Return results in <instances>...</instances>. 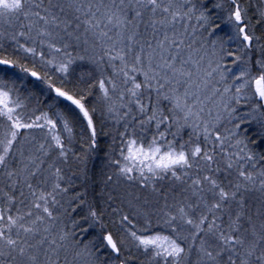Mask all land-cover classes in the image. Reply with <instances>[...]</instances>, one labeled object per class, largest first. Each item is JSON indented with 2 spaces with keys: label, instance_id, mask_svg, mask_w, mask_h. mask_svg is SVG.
<instances>
[{
  "label": "snow or ice",
  "instance_id": "obj_1",
  "mask_svg": "<svg viewBox=\"0 0 264 264\" xmlns=\"http://www.w3.org/2000/svg\"><path fill=\"white\" fill-rule=\"evenodd\" d=\"M0 264H264V0H0Z\"/></svg>",
  "mask_w": 264,
  "mask_h": 264
},
{
  "label": "trees",
  "instance_id": "obj_2",
  "mask_svg": "<svg viewBox=\"0 0 264 264\" xmlns=\"http://www.w3.org/2000/svg\"><path fill=\"white\" fill-rule=\"evenodd\" d=\"M100 164H101V160L99 158L90 159L88 163V167L89 169L95 170L98 172L100 168Z\"/></svg>",
  "mask_w": 264,
  "mask_h": 264
}]
</instances>
